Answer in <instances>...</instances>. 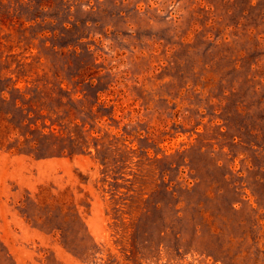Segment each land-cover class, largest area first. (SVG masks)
<instances>
[{"label": "rangeland", "instance_id": "obj_1", "mask_svg": "<svg viewBox=\"0 0 264 264\" xmlns=\"http://www.w3.org/2000/svg\"><path fill=\"white\" fill-rule=\"evenodd\" d=\"M0 264H264V0H0Z\"/></svg>", "mask_w": 264, "mask_h": 264}]
</instances>
